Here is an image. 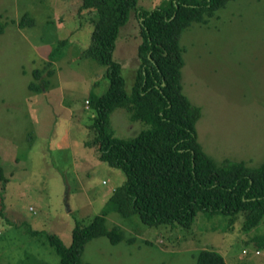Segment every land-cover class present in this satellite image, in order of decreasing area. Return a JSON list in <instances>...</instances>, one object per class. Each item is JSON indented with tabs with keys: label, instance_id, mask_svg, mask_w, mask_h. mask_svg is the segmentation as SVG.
I'll return each instance as SVG.
<instances>
[{
	"label": "rangeland",
	"instance_id": "obj_1",
	"mask_svg": "<svg viewBox=\"0 0 264 264\" xmlns=\"http://www.w3.org/2000/svg\"><path fill=\"white\" fill-rule=\"evenodd\" d=\"M170 0H138L115 41L131 92L140 67L138 10ZM82 0H0V264H61L46 235L71 245L77 225L97 215L118 226L125 240H90V264H197L202 249L227 264H264V217L250 230L244 213L198 212L188 228L150 226L138 214L123 217L108 199L124 184L121 169L100 159L92 127L94 99L109 88L107 68L87 57L92 13ZM26 14L24 26L21 19ZM184 66L180 83L200 106L195 123L202 150L219 163H264V0H231L180 35ZM92 100L89 101V100ZM149 124L124 106L108 115V128L129 139ZM38 232L40 235H35ZM134 239L133 242L127 240Z\"/></svg>",
	"mask_w": 264,
	"mask_h": 264
},
{
	"label": "trees",
	"instance_id": "obj_2",
	"mask_svg": "<svg viewBox=\"0 0 264 264\" xmlns=\"http://www.w3.org/2000/svg\"><path fill=\"white\" fill-rule=\"evenodd\" d=\"M229 1L170 0L166 6L138 10L140 67L128 93L113 52L119 30L138 0H82L81 8L91 11L94 25L87 57L107 68L109 79L107 92L93 102L98 110L92 125L94 142L100 159L126 176L108 199L109 208L123 217L138 214L150 226L188 228L198 212L231 220L243 212L245 230L264 217V163L258 167L229 160L217 163L206 155L195 127L201 108L182 93L180 83L181 33L192 23H207ZM26 20L25 14L20 25L32 23ZM3 30L0 24V33ZM117 106L126 107L132 119L149 126L132 138H118L108 128V115ZM0 181H5L1 166ZM73 233L69 246L55 235H46L61 264H90L83 261V253L95 238L107 237L113 244L125 240L120 227L107 228L105 215H97L89 225H77ZM196 260L197 264H227L221 254L207 249L200 250Z\"/></svg>",
	"mask_w": 264,
	"mask_h": 264
}]
</instances>
